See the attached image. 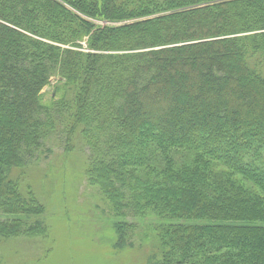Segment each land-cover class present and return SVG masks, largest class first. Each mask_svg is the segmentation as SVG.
<instances>
[{
	"label": "trees",
	"instance_id": "16d2710c",
	"mask_svg": "<svg viewBox=\"0 0 264 264\" xmlns=\"http://www.w3.org/2000/svg\"><path fill=\"white\" fill-rule=\"evenodd\" d=\"M50 142L116 247L143 222L153 264H264V0H0V240L49 235Z\"/></svg>",
	"mask_w": 264,
	"mask_h": 264
},
{
	"label": "rangeland",
	"instance_id": "374dc122",
	"mask_svg": "<svg viewBox=\"0 0 264 264\" xmlns=\"http://www.w3.org/2000/svg\"><path fill=\"white\" fill-rule=\"evenodd\" d=\"M48 87L46 100L53 92ZM57 144L50 142L51 152L32 163L30 177L45 206L49 235L0 240V264H153L150 230L141 222L132 244L116 247L118 221L98 188L87 182V152L67 155Z\"/></svg>",
	"mask_w": 264,
	"mask_h": 264
},
{
	"label": "water",
	"instance_id": "95a60500",
	"mask_svg": "<svg viewBox=\"0 0 264 264\" xmlns=\"http://www.w3.org/2000/svg\"><path fill=\"white\" fill-rule=\"evenodd\" d=\"M47 90H50V87H48Z\"/></svg>",
	"mask_w": 264,
	"mask_h": 264
}]
</instances>
